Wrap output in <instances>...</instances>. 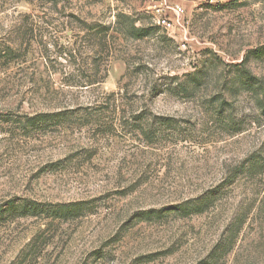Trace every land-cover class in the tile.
<instances>
[{
    "label": "rangeland",
    "instance_id": "1",
    "mask_svg": "<svg viewBox=\"0 0 264 264\" xmlns=\"http://www.w3.org/2000/svg\"><path fill=\"white\" fill-rule=\"evenodd\" d=\"M0 264H264V0H0Z\"/></svg>",
    "mask_w": 264,
    "mask_h": 264
},
{
    "label": "trees",
    "instance_id": "2",
    "mask_svg": "<svg viewBox=\"0 0 264 264\" xmlns=\"http://www.w3.org/2000/svg\"><path fill=\"white\" fill-rule=\"evenodd\" d=\"M135 32H137L136 36H138V38L146 36L145 32H143L142 30H136ZM244 77L245 76H243V78ZM246 84H247V82L243 83V85H245V86H246ZM252 88H254L255 91H257V90L260 91V90H262L263 86L261 84L257 83L255 85H252ZM82 206L83 205L81 203L71 204V205H68V206H64L63 208H60L57 213H58V215L60 217H65L66 218V217L71 216V217L75 218V217L79 216L81 214V212L84 210L82 208ZM21 210H22L23 214H25V213L28 214L29 212H34V213L36 212L35 211L36 208L30 207V206H26V205L22 206ZM191 212L192 213H201L202 211H201V209H199V207H194L193 211H191Z\"/></svg>",
    "mask_w": 264,
    "mask_h": 264
},
{
    "label": "built area",
    "instance_id": "3",
    "mask_svg": "<svg viewBox=\"0 0 264 264\" xmlns=\"http://www.w3.org/2000/svg\"><path fill=\"white\" fill-rule=\"evenodd\" d=\"M178 11H180V9H177Z\"/></svg>",
    "mask_w": 264,
    "mask_h": 264
}]
</instances>
